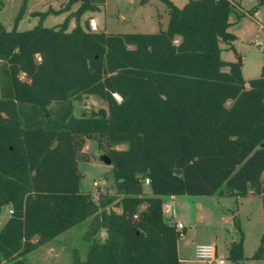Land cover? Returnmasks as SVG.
<instances>
[{"label": "trees", "instance_id": "trees-1", "mask_svg": "<svg viewBox=\"0 0 264 264\" xmlns=\"http://www.w3.org/2000/svg\"><path fill=\"white\" fill-rule=\"evenodd\" d=\"M105 1L34 11L37 24L24 30L17 24L26 0L11 28L0 19V208L12 207L0 226V264H27L25 255L87 220L85 258L73 264H181L185 228L166 219L164 196L252 192L264 215V67L245 79L241 59L222 60L219 44L235 38L231 12L254 16L258 6L237 12L233 0H165L167 27L152 33L80 23ZM74 3L61 24L41 23ZM89 95L105 116L74 114L73 103ZM88 138L110 158L114 179V191L96 199L80 189ZM233 222L239 239L228 258L238 260L243 234ZM263 254L264 230L254 257Z\"/></svg>", "mask_w": 264, "mask_h": 264}, {"label": "rangeland", "instance_id": "rangeland-1", "mask_svg": "<svg viewBox=\"0 0 264 264\" xmlns=\"http://www.w3.org/2000/svg\"><path fill=\"white\" fill-rule=\"evenodd\" d=\"M23 0H3L0 19L9 29L13 25L14 17ZM67 0H26L23 17L17 28H28L37 24L38 16L31 15L34 11H46L62 8ZM180 6L186 0H170ZM239 8L237 12H244L257 5L254 13L257 20L248 14L237 16L231 12V23L228 31L235 35L230 42L220 44V58L222 60L241 59V70L245 78H255L262 74L264 67V0H233ZM78 3L70 6L68 11L61 13L50 12L42 20V24L55 26L61 24L70 11L75 10ZM84 13L80 18L84 21L94 17L95 21L111 33L130 32H158L167 27L168 13L165 0H106L99 10ZM75 25L73 17L69 18L67 30ZM230 44L233 47H230ZM75 115L91 110H99L104 103L95 96H84L80 102L73 103ZM119 145L117 148H124ZM88 154V161H79L78 169L81 173L80 189L91 191L94 198L99 192L114 191V179L111 171L112 164L103 162V150L98 147L96 139L88 138L82 147ZM264 177V174H263ZM96 183L97 185H94ZM250 194V193H249ZM253 194V193H251ZM170 206V213L165 211ZM11 205L5 204L0 208V222L10 215ZM163 212L166 219L180 221L185 230L177 240L183 264H211L207 261L195 260L191 257V248L197 243H211L216 246L219 256L225 257L228 264H264V254L254 257L260 241V233L264 227V217L261 200L258 196L240 195H175L173 199L163 197ZM236 216L243 234L242 258L232 260L228 258L229 247L233 241L239 239L233 217ZM88 220L84 221L50 240L46 244L24 256L27 264H73L74 257L84 260L87 243L83 234ZM96 237L106 238V233L100 231ZM233 237V238H231ZM192 259L195 260L192 262Z\"/></svg>", "mask_w": 264, "mask_h": 264}, {"label": "built area", "instance_id": "built-area-1", "mask_svg": "<svg viewBox=\"0 0 264 264\" xmlns=\"http://www.w3.org/2000/svg\"><path fill=\"white\" fill-rule=\"evenodd\" d=\"M118 99V96L115 95ZM149 183V179L144 180V184L147 185ZM94 185H97L94 183ZM167 211V210H166ZM12 210H10V213ZM176 228L178 230H182L184 225L180 221H176ZM193 257L195 260L199 261H207L211 264H228L227 259L225 257L219 256L217 253V248L215 245L211 243H198L193 248Z\"/></svg>", "mask_w": 264, "mask_h": 264}, {"label": "crops", "instance_id": "crops-1", "mask_svg": "<svg viewBox=\"0 0 264 264\" xmlns=\"http://www.w3.org/2000/svg\"><path fill=\"white\" fill-rule=\"evenodd\" d=\"M187 1V0H186ZM185 1V2H186ZM184 2V3H185ZM183 3V4H184ZM182 4V5H183ZM176 5V4H175ZM182 5H180V6H182ZM178 6V5H177ZM238 8H239V6H238ZM91 15H94L93 14V12H91ZM253 19H255V20H257L256 19V17H255V14H254V16H251ZM229 21L231 22V18L229 17ZM81 22H83V21H81ZM44 25V24H43ZM44 26H50V25H44ZM72 27H74V25L72 26ZM90 27H91V29L92 30H96V31H98V30H102V31H105V29L99 24V22H97V21H95V19H94V17H91L90 18ZM28 28H31V27H28ZM28 28H18L19 30H24V29H28ZM70 30V29H69ZM221 42L222 41H220V43L219 44H221ZM226 61H235V60H226ZM244 77V76H243ZM245 78V77H244ZM245 79H247V78H245ZM89 96H93V95H89ZM96 97V96H95ZM102 108H104V107H102ZM74 112V111H73ZM75 113V112H74ZM91 192V191H90ZM252 192H250V194L249 195H247V196H257V195H253V194H251ZM93 194V193H92ZM169 198H171V199H173L174 198V196H168ZM259 197V196H258ZM260 198V197H259ZM260 200H261V198H260ZM262 205V204H261ZM9 210H10V206H9V209H8V213H9ZM116 210L117 211H119V209H117L116 208ZM168 211V213H170V206L167 204L166 206H165V211ZM263 217H264V215H263ZM8 218V217H7ZM7 218L4 220V221H2V222H0V226L7 220ZM184 227H185V225H184ZM263 230H264V227H263V229H262V231H261V233L263 232ZM261 233H260V236H261ZM231 238H233V237H231ZM260 239V238H259ZM198 244V243H197ZM196 244H193V247L191 248V257L193 258V248H194V246H195ZM177 252H178V256H179V259H180V262H181V264H183V259H182V257L180 256V247H179V244L177 243ZM194 259V258H193ZM192 259V262H194L195 260H193Z\"/></svg>", "mask_w": 264, "mask_h": 264}, {"label": "water", "instance_id": "water-1", "mask_svg": "<svg viewBox=\"0 0 264 264\" xmlns=\"http://www.w3.org/2000/svg\"><path fill=\"white\" fill-rule=\"evenodd\" d=\"M98 113H99V115L102 116V117L106 115V111H105L104 108H100V109L98 110ZM103 155H104V154H103ZM102 160H103V162H105L106 164H111V160H110V158H109L108 156H106V155L103 156Z\"/></svg>", "mask_w": 264, "mask_h": 264}]
</instances>
